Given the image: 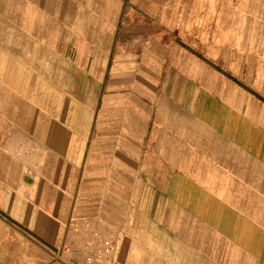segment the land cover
Here are the masks:
<instances>
[{
    "label": "crops",
    "instance_id": "0c3cea01",
    "mask_svg": "<svg viewBox=\"0 0 264 264\" xmlns=\"http://www.w3.org/2000/svg\"><path fill=\"white\" fill-rule=\"evenodd\" d=\"M0 0V264H264V4Z\"/></svg>",
    "mask_w": 264,
    "mask_h": 264
},
{
    "label": "built area",
    "instance_id": "2783aa9c",
    "mask_svg": "<svg viewBox=\"0 0 264 264\" xmlns=\"http://www.w3.org/2000/svg\"><path fill=\"white\" fill-rule=\"evenodd\" d=\"M76 251L86 264H112L117 253L116 237L109 229L89 222L74 225Z\"/></svg>",
    "mask_w": 264,
    "mask_h": 264
},
{
    "label": "rangeland",
    "instance_id": "374dc122",
    "mask_svg": "<svg viewBox=\"0 0 264 264\" xmlns=\"http://www.w3.org/2000/svg\"><path fill=\"white\" fill-rule=\"evenodd\" d=\"M255 1H260V4H264V0H243V7L244 9L248 10V12H251V3H256Z\"/></svg>",
    "mask_w": 264,
    "mask_h": 264
}]
</instances>
